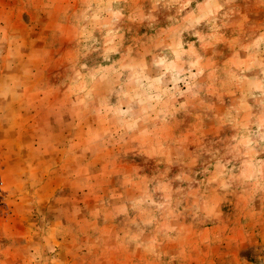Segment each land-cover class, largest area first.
<instances>
[{
  "label": "rangeland",
  "instance_id": "rangeland-1",
  "mask_svg": "<svg viewBox=\"0 0 264 264\" xmlns=\"http://www.w3.org/2000/svg\"><path fill=\"white\" fill-rule=\"evenodd\" d=\"M264 264V0H0V264Z\"/></svg>",
  "mask_w": 264,
  "mask_h": 264
},
{
  "label": "crops",
  "instance_id": "crops-1",
  "mask_svg": "<svg viewBox=\"0 0 264 264\" xmlns=\"http://www.w3.org/2000/svg\"><path fill=\"white\" fill-rule=\"evenodd\" d=\"M164 264H180L179 261H171V260H168L167 262H165Z\"/></svg>",
  "mask_w": 264,
  "mask_h": 264
}]
</instances>
